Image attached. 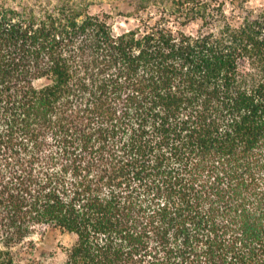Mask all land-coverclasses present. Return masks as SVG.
<instances>
[{"label": "trees", "instance_id": "obj_1", "mask_svg": "<svg viewBox=\"0 0 264 264\" xmlns=\"http://www.w3.org/2000/svg\"><path fill=\"white\" fill-rule=\"evenodd\" d=\"M230 2L135 0L116 35L0 0V264L40 224L66 264H264V8Z\"/></svg>", "mask_w": 264, "mask_h": 264}, {"label": "rangeland", "instance_id": "obj_2", "mask_svg": "<svg viewBox=\"0 0 264 264\" xmlns=\"http://www.w3.org/2000/svg\"><path fill=\"white\" fill-rule=\"evenodd\" d=\"M85 6L89 13L106 19L116 35L129 31L138 25V13L135 0H75ZM226 1L227 14L239 24L238 10L233 7L230 0ZM248 8H264V0H249ZM199 23L186 27L190 34H196ZM0 228V238L2 236ZM77 236L51 225H36L25 240L16 244L10 243V252L14 262L21 264H66L68 250L76 243ZM0 249L6 250L0 243ZM1 257V256H0Z\"/></svg>", "mask_w": 264, "mask_h": 264}]
</instances>
